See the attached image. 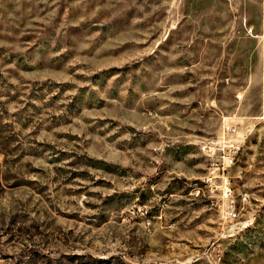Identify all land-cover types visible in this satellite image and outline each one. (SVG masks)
I'll return each instance as SVG.
<instances>
[{"label": "rangeland", "instance_id": "1", "mask_svg": "<svg viewBox=\"0 0 264 264\" xmlns=\"http://www.w3.org/2000/svg\"><path fill=\"white\" fill-rule=\"evenodd\" d=\"M94 261L264 264V0H0V264Z\"/></svg>", "mask_w": 264, "mask_h": 264}, {"label": "built area", "instance_id": "2", "mask_svg": "<svg viewBox=\"0 0 264 264\" xmlns=\"http://www.w3.org/2000/svg\"><path fill=\"white\" fill-rule=\"evenodd\" d=\"M235 133H237V128L236 127H229L225 131V136L229 137L230 135L235 134ZM211 149L212 148L209 146V144H205L202 147V150L204 152H206L207 154L210 153L209 151H211ZM238 150H240V149L238 148ZM230 163L231 164L233 163V159L230 161ZM216 170H217L216 168L211 170V172L209 174V177H207V179L205 180V182L207 184H212V180L214 178L213 175H215ZM232 194H233V192H232V189L229 187V182L227 180H225V192H224V195H225V197L231 199ZM226 216L230 220H233V221L239 219L240 213H239V211H237V208L235 207V201L234 200L231 201V206H230V209L226 212Z\"/></svg>", "mask_w": 264, "mask_h": 264}, {"label": "trees", "instance_id": "3", "mask_svg": "<svg viewBox=\"0 0 264 264\" xmlns=\"http://www.w3.org/2000/svg\"><path fill=\"white\" fill-rule=\"evenodd\" d=\"M102 263L101 261L97 262V261H94V264H100Z\"/></svg>", "mask_w": 264, "mask_h": 264}]
</instances>
